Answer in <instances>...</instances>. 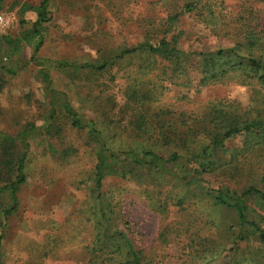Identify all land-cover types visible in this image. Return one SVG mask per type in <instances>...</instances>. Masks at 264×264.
Segmentation results:
<instances>
[{
    "label": "rangeland",
    "instance_id": "374dc122",
    "mask_svg": "<svg viewBox=\"0 0 264 264\" xmlns=\"http://www.w3.org/2000/svg\"><path fill=\"white\" fill-rule=\"evenodd\" d=\"M39 2L0 1V13L9 19V25L0 31L6 37L0 46V131L14 135L30 124L42 126L28 137L26 183L18 192L17 208L9 216L0 241L2 259L5 264H108L103 256H93L90 248L95 234L92 216L88 214L94 142L86 129L72 127L64 115L57 114L46 121L49 95L40 68L49 71L52 87L60 92V98L70 102L81 116L96 121L112 147L132 149L138 143L134 144L136 140L131 137L137 129L130 120L141 111L150 115L167 110L165 119L173 123L176 115H205L209 101L223 99L235 100L241 111L253 114L243 115L246 118L264 120V87L235 77L203 86L192 67L188 75L171 78L163 62L157 61L156 68L143 67L145 55L141 52L115 60L101 71L53 63L99 62L120 49L137 45L144 36L155 42L163 32L168 37L177 36L185 50L232 45L233 39L221 33L220 27L194 12L179 14L167 23L179 10L175 4L181 0H50L49 19L41 31L42 45L37 52L39 62L32 61V45L38 38L32 44L22 42L20 50L11 48L36 20L35 7ZM211 2L216 14L235 13L242 3L252 6L258 10V29L264 30V0ZM140 94L149 95L150 99L138 104ZM51 123L60 135L39 137ZM179 126L194 128V124ZM107 131L114 133L112 137L106 136ZM203 133L189 140L190 150L208 143ZM245 136L232 137L225 144L226 150L217 152L225 163V174H206L214 186L229 184L240 190L244 185L256 184L263 188L264 140L248 141ZM174 148L179 151L178 162L185 161L187 156L174 143H167L162 151ZM233 167L241 168L235 179L227 174V169ZM243 167L247 170L245 175ZM103 188L115 190L118 205L114 211L127 221L120 228L139 253L141 264H264V243L252 229L245 228L244 240L232 244L236 218L228 207L191 197L189 203L170 204L161 213L149 206L139 183L114 173L105 176ZM5 199L0 196V205L5 204ZM247 204L248 218L264 233V203L250 198Z\"/></svg>",
    "mask_w": 264,
    "mask_h": 264
},
{
    "label": "trees",
    "instance_id": "16d2710c",
    "mask_svg": "<svg viewBox=\"0 0 264 264\" xmlns=\"http://www.w3.org/2000/svg\"><path fill=\"white\" fill-rule=\"evenodd\" d=\"M49 1L40 0L35 7L36 20L32 22L28 30L24 31L22 37L14 41L11 51L20 50L23 43L32 44L36 37L38 40L32 45L30 60L39 62L37 52L42 45L41 31L49 19ZM243 5L244 3L240 4L237 7L239 10L235 13L227 11L225 14L219 11V14H216L215 4L211 0H181V3L175 4L179 10L172 14L167 22H173L179 14L194 12L210 24L220 27L221 33L233 39L232 45L228 47L218 46L200 51L185 50L181 48L177 36L168 37L163 32L155 42H150L144 36L137 45L120 49L111 57L99 62L75 63L58 60L53 63L59 67L101 71L115 60L141 52L145 55V63L143 61L141 64L144 65L143 67L156 68L154 64L157 61L163 62L171 72L168 73L171 78L187 74L188 69L192 67L199 73V83L203 86L224 83L229 77H235L243 83L253 82L264 87V30L258 29V10L252 6ZM20 22L25 23L24 20ZM3 38L6 37L0 34V46ZM39 73L49 95L46 121H51L57 114L64 115L69 118L72 127L86 129L88 137L95 145L91 205L88 207V214L92 216L95 231L90 245L93 256H103L108 264H141L139 253L120 228V224L127 221L124 220L123 215L114 211L118 205L115 190L103 188V179L109 173H114L121 179H130L139 183L142 188L141 193L149 206L161 213H164L170 204L176 203L183 206L189 203L191 197H199L204 201L207 199L209 203L217 207H228L236 218L232 244L235 245L244 240L245 228L256 232L258 238L264 243V233L257 223L248 218L247 213V201L250 198L264 203V175L261 176L263 188L250 184L244 185L240 190L232 188L229 184L214 186L206 176L213 172L225 174L223 170L225 163L221 159V154L226 150V142L232 137L245 134L248 141L257 138L264 140L263 119L246 118L243 115L253 114L249 111H241L235 100L223 99L209 101L203 113L205 115L190 114L191 118L190 115H176L173 123L165 119L169 112L167 110L160 109L150 115L141 111L130 120L133 128L137 129L131 135L136 140L134 144L138 143L137 147L133 149L112 147L97 128L93 118L81 116L70 102L60 98L58 95L60 92L52 87L49 71L41 67ZM143 99H150V97L140 94L137 103L143 104ZM190 119L191 121L188 122L187 120ZM185 124H194V128L179 126ZM38 128L42 126L35 127L30 124L14 135L0 131V196L6 197L5 204L3 202L0 205V241L8 227L9 216L17 208L18 192L26 183L27 156L30 152L28 137L32 130H38ZM203 132L208 137V143L190 150L189 140ZM204 133L203 136L206 138ZM113 134L106 132L108 137H112ZM45 135L51 138L59 136L60 130L57 131V127L54 129L51 123L38 136ZM167 143L168 146L173 143L179 146L187 156L185 161L178 162L177 148L168 149L165 152L168 154L166 156L162 148ZM218 151L221 154H217ZM235 168L237 167L227 169L231 179H235L241 170L239 167ZM242 174H247L244 167ZM248 176L252 177L250 173ZM1 254L0 251V264H5ZM120 256L117 262H113Z\"/></svg>",
    "mask_w": 264,
    "mask_h": 264
},
{
    "label": "built area",
    "instance_id": "2783aa9c",
    "mask_svg": "<svg viewBox=\"0 0 264 264\" xmlns=\"http://www.w3.org/2000/svg\"><path fill=\"white\" fill-rule=\"evenodd\" d=\"M9 25V19L0 13V31Z\"/></svg>",
    "mask_w": 264,
    "mask_h": 264
}]
</instances>
